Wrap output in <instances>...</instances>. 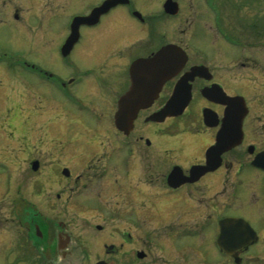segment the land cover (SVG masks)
Here are the masks:
<instances>
[{
    "label": "flooded vegetation",
    "instance_id": "1",
    "mask_svg": "<svg viewBox=\"0 0 264 264\" xmlns=\"http://www.w3.org/2000/svg\"><path fill=\"white\" fill-rule=\"evenodd\" d=\"M108 3L111 5L96 23L80 25L77 41L72 46L66 44L75 19L88 17ZM77 4L79 11L62 12ZM25 8L33 10L30 23L25 14L31 10ZM60 20H65L62 30ZM0 25L17 29L16 40L24 37L26 42L29 30L35 28L38 33L31 48L37 57L52 48V56L47 59H29L31 53L26 50L11 61L0 60V99L7 97L1 91L8 88L16 92L19 85L23 106L28 110L29 102L36 100L38 106L30 111L37 115L68 112L60 100L47 99L43 104L46 90L47 94L48 90L57 92L68 105H85L87 116H75L74 124L78 133L92 132V140H78L77 134L68 148L61 147L68 152L77 146L79 152L75 160L71 159V168L62 167L64 181L71 189L68 205L74 209L91 206L98 188L110 197L119 193L137 210L134 220L120 221L104 215L82 223L85 226L91 220L97 233L110 238L107 222L115 223L118 245H98L96 262L264 264V222L258 233L245 219L230 217L246 222L255 238L235 236L225 250L218 245V238L221 221L229 217L218 214L217 223L213 220L219 200L237 192V186L243 187L242 180L258 181L264 201V0H0ZM169 46L185 55L183 67L163 83L149 107L138 111L128 129L119 130L114 116L119 100L132 86V66L139 60L152 59ZM60 59L70 70L62 76L53 67ZM195 68L189 81L190 100L183 111L161 122L148 121L164 107L180 79ZM224 97L240 98L233 102L243 114L240 142L234 147L231 144L238 139L237 133L224 129ZM110 116L113 132L100 122ZM220 144L224 151H212ZM260 156L261 166L257 167L253 163ZM81 161L84 165L78 166ZM26 164L31 179L39 172L40 163L32 157ZM72 167L80 169L73 173ZM118 171L127 182L121 191L113 189V180L107 178L108 173ZM222 177L224 183L219 187ZM10 190L14 200L8 199L12 203L4 210L13 216L1 218L17 224L15 238L22 233L31 247L42 251L53 264L68 256H79L80 261L90 258V253L77 246L84 229L77 232L64 218L55 217V207L63 203L42 204L47 211L43 215L27 202L25 197L29 195L20 182ZM192 193L200 199L190 198ZM55 196L62 198L61 193ZM185 196L192 211L187 214L178 202ZM161 198L171 202H157ZM25 211L31 216L23 218ZM190 214L195 217L181 221ZM205 228L209 230L206 233ZM214 228L215 233L210 231ZM4 232L7 240L13 237ZM253 247L255 253L249 254Z\"/></svg>",
    "mask_w": 264,
    "mask_h": 264
},
{
    "label": "rangeland",
    "instance_id": "2",
    "mask_svg": "<svg viewBox=\"0 0 264 264\" xmlns=\"http://www.w3.org/2000/svg\"><path fill=\"white\" fill-rule=\"evenodd\" d=\"M25 10H31L27 12L25 17H28L26 20L27 23L31 22V16H29L33 10L25 8ZM80 6L69 5L62 12H74L79 11ZM29 13V14H28ZM65 16V15H64ZM65 20H60V29H63ZM35 28L29 30L28 36L29 40L26 42L24 37L22 40L16 39L19 34L17 29L7 25H0V60L11 61L16 56L20 57L24 51H29V59L31 56L36 57L37 59H47L52 56V48L49 51L45 52L39 57L35 49L31 48L32 42L36 39ZM34 40V41H33ZM28 44V47L26 43ZM19 59V58H17ZM58 63L54 64L56 74L62 76L65 75L69 68L66 66L62 59L57 60ZM68 77V76H66ZM64 77V78H66ZM2 90V89H0ZM20 86H16L15 90L10 91L8 88L5 91H1L2 95L4 93L7 97L4 96L3 99H0V264H53L48 261L44 256L42 251L34 250L31 247L29 241L26 237L20 233L15 238L14 234L18 231L17 224L11 220L5 221L1 216H13L9 212H5L4 207H7L14 200L13 191L10 190L15 186L16 182H20L21 187L24 188L25 194L29 197H25L27 202L32 205H35L43 215H47L46 208H43L42 204L44 203H54L58 205L63 203L61 207H55V217L64 218L63 221L69 222L72 226L76 227V231H84L80 234L77 240V246L84 253H90V258L86 260H81L78 257L68 256L62 261L55 262L56 264H94L96 259V253L98 251V245L102 242L106 244H115L118 245V237L115 233V223H108V234H99L97 233L93 226L91 225L92 221L90 220L85 226L82 225L85 221L90 219L89 217H102L104 215H109L114 217L117 220H134L136 209L131 207V203H127L124 198H121L119 193L116 196L110 197V194H107L106 191L101 189H96L94 191V199L91 203V206H82L79 209L71 208L68 204L70 202L69 196L71 194V189L67 188V184L64 181L62 176V167L70 166L72 163L70 161L75 160L79 156V152L75 149L74 146L68 152L62 150V146L68 148L69 144L75 140H83L85 137L87 140H92V132H82L79 133L78 128H75L74 119L77 115L87 116L85 105L83 103H76L77 107L73 105H68L65 101L58 95L57 92L48 90L45 91L46 97L43 98V104L49 99L50 101L60 100L61 105L64 107L68 116L65 117L64 112H61L57 115L56 112H49L47 114L37 115L34 112L30 111L35 109L38 106L36 100L34 103L29 102L30 109H26L22 104V99L19 94ZM11 93V94H10ZM14 93V96L12 95ZM16 93V94H15ZM62 103H65L69 107H65ZM74 116V117H73ZM73 119V120H71ZM102 123L108 125L110 129L109 132H113L111 116L101 118ZM70 122V125H66ZM43 126V127H42ZM91 137V139L89 138ZM106 146V145H105ZM67 150V149H66ZM102 150L105 151L103 147ZM67 153V155H65ZM36 158L40 163V170L35 174L31 179H28V174H31V170L28 171L26 163L30 158ZM72 159V160H71ZM85 161H81L78 166H83ZM71 168V166L69 167ZM72 167V172H78L80 168ZM121 171L108 173L107 178L113 180V189L118 191L123 190V186H127V182L123 180L124 176L120 174ZM250 172V171H249ZM224 183V177L220 181L219 187H222ZM229 186L231 188L233 182L229 181ZM243 187H236L237 192H234L233 195L222 197L219 200V206L214 210L213 220L217 223V217H233V218H243L248 221L253 229L256 232H260L261 226L264 222V201L262 199V192L260 190L259 182L254 179L247 181H240ZM27 187V188H26ZM254 187V190H251ZM23 190V191H24ZM112 190V189H111ZM61 193L62 198L58 200L56 194ZM86 193V192H85ZM90 193V192H89ZM8 194V196H7ZM32 194V195H31ZM229 194V193H228ZM31 195V196H30ZM179 194H177L178 196ZM190 198L200 199V196L196 194H190ZM159 203H168L171 202L169 199L165 200L164 198L159 199ZM179 205L182 206L183 211H188L187 213L192 212L187 205L186 196L184 201H178ZM217 205V204H216ZM66 206V208H65ZM189 206H191L189 204ZM195 210V208L193 209ZM201 211V210H199ZM202 213V211L200 212ZM31 212L25 211L22 214V217L25 218L27 215L31 216ZM50 217V216H49ZM53 217V216H52ZM181 217V213L177 214L176 221ZM195 215H189V217L183 216L181 218L182 222L190 221ZM51 218V217H50ZM175 215L173 216V219ZM52 219V218H51ZM88 225V226H87ZM214 226V225H213ZM10 232L13 237L6 239V232ZM75 231V230H74ZM209 231L204 229L203 232ZM215 233V228L210 229ZM100 238H102L100 240ZM22 239V243H21ZM130 247V246H129ZM256 247L251 248L248 252L249 254H254ZM61 262V263H60Z\"/></svg>",
    "mask_w": 264,
    "mask_h": 264
},
{
    "label": "water",
    "instance_id": "3",
    "mask_svg": "<svg viewBox=\"0 0 264 264\" xmlns=\"http://www.w3.org/2000/svg\"><path fill=\"white\" fill-rule=\"evenodd\" d=\"M111 3L104 4L100 8L95 9L88 17L77 18L71 23L72 33L69 36L66 44L72 46L78 39V27L82 24H94L98 17L104 13L105 9ZM186 61L185 55L174 46H169L158 52L152 59L139 60L131 68L132 86L129 92L122 97L118 102V111L114 116L115 126L119 130L128 129L132 121L135 119L139 110L147 108L151 105L154 98L157 96L163 83L173 77L184 65ZM197 69H192V73L185 75L174 87L173 93L164 107L156 114L152 115L148 120L161 122L168 116L179 115L186 107L190 100V84L194 77V72ZM135 73V77H134ZM236 99L224 97L222 104L226 105L224 129L227 133L236 134L237 140H234L232 147L240 142L241 125L243 114L242 109L238 105L233 104ZM230 147V146H229ZM224 151L226 148L216 145L214 150ZM262 156L256 160L253 165L261 166ZM246 231L244 234H239V231ZM246 237L245 239L255 238V233L250 226L241 219H224L220 223V235L218 245L225 250L230 247V241L233 237ZM96 264H106L100 261Z\"/></svg>",
    "mask_w": 264,
    "mask_h": 264
}]
</instances>
